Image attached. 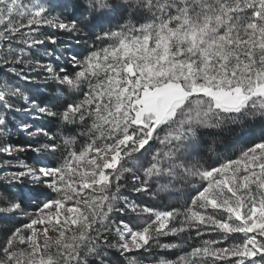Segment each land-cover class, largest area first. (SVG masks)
Wrapping results in <instances>:
<instances>
[{"label": "snow or ice", "instance_id": "obj_1", "mask_svg": "<svg viewBox=\"0 0 264 264\" xmlns=\"http://www.w3.org/2000/svg\"><path fill=\"white\" fill-rule=\"evenodd\" d=\"M256 118L264 0H0V264H264V135L205 160Z\"/></svg>", "mask_w": 264, "mask_h": 264}, {"label": "trees", "instance_id": "obj_2", "mask_svg": "<svg viewBox=\"0 0 264 264\" xmlns=\"http://www.w3.org/2000/svg\"><path fill=\"white\" fill-rule=\"evenodd\" d=\"M43 87L44 90L41 92L44 93V96L56 104H63L64 101L68 99L69 94L67 93H65L66 95L64 97H59V99H57L58 96L55 93L59 92V88L50 85L46 86L44 84ZM42 124L47 126V121H44ZM50 129L53 134H63L61 127L56 123L50 125ZM46 130H48L47 127ZM262 135H264V121H261L259 118L241 120L235 124H226L220 129L208 130L205 136L207 141L205 145V160L207 161L209 157L211 160H215L217 156L234 157L239 154L241 149L250 145ZM12 140L17 145H24L28 142V139L21 135L12 136ZM209 149H213L214 151H210ZM124 183H127V181L125 180ZM4 226H12L11 220H0V228H5ZM168 258L175 259L176 256L175 254H168ZM138 259L144 261L143 256L138 257ZM151 259H153V257H149V260L146 262H150Z\"/></svg>", "mask_w": 264, "mask_h": 264}, {"label": "rangeland", "instance_id": "obj_3", "mask_svg": "<svg viewBox=\"0 0 264 264\" xmlns=\"http://www.w3.org/2000/svg\"><path fill=\"white\" fill-rule=\"evenodd\" d=\"M25 2L27 3L28 0H25ZM60 51H63V47H61L59 49V51L57 52V56H59V52ZM61 64L64 63V60L63 58L60 59L59 61ZM41 91L44 90V87H43V83L41 82L40 85H39ZM58 97H64L66 94L62 92L61 89H59V92L58 93H55ZM46 121V120H45ZM44 122V121H43ZM42 122V123H43ZM15 136L18 135V136H22L26 139H29V137L27 136V134H21L18 130L16 131V133L14 134ZM13 135V136H14ZM29 155H31V153H29ZM189 191V188H181V187H176V188H170L168 191L166 192H162L160 193V196L157 197L154 202L156 204H170V203H175L177 202L178 200H182L183 198H185V194ZM128 193L125 192V195H127ZM143 199L145 200H152V197H149V196H143L142 197ZM29 211H32V209H29ZM16 219H12L11 220V224L13 225L14 223H16ZM5 227V226H4ZM170 239V238H169ZM165 242H168L167 240ZM144 264H149V262H144Z\"/></svg>", "mask_w": 264, "mask_h": 264}]
</instances>
